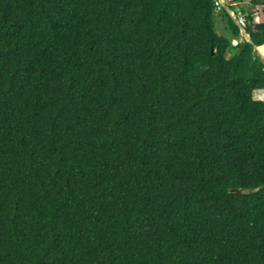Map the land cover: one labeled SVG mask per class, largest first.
<instances>
[{"label": "trees", "instance_id": "trees-1", "mask_svg": "<svg viewBox=\"0 0 264 264\" xmlns=\"http://www.w3.org/2000/svg\"><path fill=\"white\" fill-rule=\"evenodd\" d=\"M216 1L0 0V264H264V0Z\"/></svg>", "mask_w": 264, "mask_h": 264}, {"label": "rangeland", "instance_id": "rangeland-1", "mask_svg": "<svg viewBox=\"0 0 264 264\" xmlns=\"http://www.w3.org/2000/svg\"><path fill=\"white\" fill-rule=\"evenodd\" d=\"M238 7H240L241 9H246L248 12H252L253 9L251 7V4L248 2V1H243V2H239L238 4ZM253 13V12H252ZM256 23H258L260 21L259 17H256ZM214 23H215V30L218 34H223V35H227L225 33V30H224V25H223V22L221 21L220 19V16L219 15H216L214 17ZM243 33V36L245 35L244 34V31H242ZM245 39H249V36H244ZM244 39V40H245ZM234 43H236V41H234ZM259 51V50H258ZM260 52V51H259ZM261 54V53H260ZM263 57L264 55L261 54ZM253 99L256 100V101H264V89H261V90H255L253 92Z\"/></svg>", "mask_w": 264, "mask_h": 264}, {"label": "built area", "instance_id": "built-area-1", "mask_svg": "<svg viewBox=\"0 0 264 264\" xmlns=\"http://www.w3.org/2000/svg\"><path fill=\"white\" fill-rule=\"evenodd\" d=\"M215 4L218 9H220L221 7H225L227 11L230 13V15L235 19L237 18L239 20V23L243 25V18L240 15L241 11L238 7L239 2L237 1L235 2L231 0H217ZM233 7H236V9H234Z\"/></svg>", "mask_w": 264, "mask_h": 264}, {"label": "water", "instance_id": "water-1", "mask_svg": "<svg viewBox=\"0 0 264 264\" xmlns=\"http://www.w3.org/2000/svg\"><path fill=\"white\" fill-rule=\"evenodd\" d=\"M259 50V49H258ZM214 53V51H212ZM262 54V53H261ZM259 188L255 189L254 191H258ZM231 192L233 193H238V194H242V193H246L248 192V190H244V189H232Z\"/></svg>", "mask_w": 264, "mask_h": 264}, {"label": "bare ground", "instance_id": "bare-ground-1", "mask_svg": "<svg viewBox=\"0 0 264 264\" xmlns=\"http://www.w3.org/2000/svg\"><path fill=\"white\" fill-rule=\"evenodd\" d=\"M258 49H259L260 53H262L264 55V46H260V47H258Z\"/></svg>", "mask_w": 264, "mask_h": 264}]
</instances>
